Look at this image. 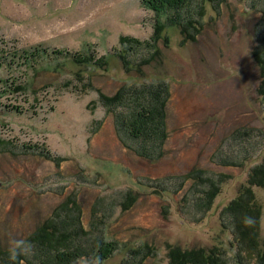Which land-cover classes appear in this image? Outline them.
I'll list each match as a JSON object with an SVG mask.
<instances>
[{"label": "rangeland", "instance_id": "obj_1", "mask_svg": "<svg viewBox=\"0 0 264 264\" xmlns=\"http://www.w3.org/2000/svg\"><path fill=\"white\" fill-rule=\"evenodd\" d=\"M158 17L145 0H0V264H60L68 233L115 240L104 264L196 248L256 264L226 215L256 210L264 250V0H191L154 42ZM136 90L171 94L155 161L127 127ZM48 219L62 242L32 241Z\"/></svg>", "mask_w": 264, "mask_h": 264}, {"label": "trees", "instance_id": "obj_2", "mask_svg": "<svg viewBox=\"0 0 264 264\" xmlns=\"http://www.w3.org/2000/svg\"><path fill=\"white\" fill-rule=\"evenodd\" d=\"M145 1L147 5L156 12V15L159 16L157 18L156 39L154 40V42H158L159 40H161L160 37L165 27L160 20V16L164 12H168L171 10L178 11L183 6L191 2V0ZM170 20H172V22L179 23L184 31L187 29L183 22H179V18L177 16H172ZM123 40L125 39H122V41ZM170 95L171 94L169 90H167L166 93H164V91L162 93L161 90L158 93L152 90H147L146 92L143 90H136L135 94L132 93L131 95H127L129 99H132L133 105L135 106L134 109L137 111L135 115H131V118L133 119L130 122L131 127H127L130 129L131 134L136 138H145V140L149 141L147 142L148 148H146V146H143V148H141L139 151L144 154V157H147V159L150 161L158 160L161 158V156H163V150L165 148L166 141L169 138L167 115ZM120 97L122 98V95L118 96V100L121 99ZM148 97H151L152 99H147ZM145 102L147 104H143ZM136 105L139 107L136 108ZM150 105L151 108L147 110V107H149ZM202 172V170L196 169L195 177H197L198 179L201 176ZM260 176L264 177L262 173H260ZM216 185L217 184H215V182H210L209 188L207 185V188L204 189L203 193H201V195L197 199V204L206 209L209 208L212 204L214 196V192H212V189H214ZM244 202L245 201L242 198H239V200H235L233 203H231V206L227 208L228 214L226 215V218L228 221L230 218L231 221L236 224L239 235L241 237L243 236L244 239L250 241L248 242L250 244V247L256 248V254L258 256L256 264H264V250L258 247V228L260 227V214L258 215L257 211L255 210L256 208L253 206L255 208L254 214L250 205H248V207L245 209V214L240 210H237L244 205ZM75 204L78 206L77 201H75ZM78 212L79 215L77 216V219L74 222H70L73 223V226L79 227L80 229L84 230V210L81 205L78 208ZM49 219L41 225L40 230L38 229L37 232L33 233L32 237H34L31 238L32 241H36L40 244H48V242L51 241L62 242L61 240H59L61 235H59L58 238L56 237L58 235L57 231L53 229L54 225ZM248 220L250 221V223L247 222ZM49 222L50 224L47 225ZM71 223L69 224L72 225ZM68 227L72 226H67V228ZM48 235H52V238H50ZM71 237L72 236L70 235V233H68L67 238H65V240L68 239L66 242H69V245H67V243L66 245L63 244L60 248H55L52 250L51 248L49 249L51 250V255L53 256L52 261L55 256L56 259L59 260L60 264H77L79 258L84 259L86 261V264H104V261L108 260L117 249L114 245V242H116L115 240L114 242L108 241V239L104 237H100L98 240H96V244H93L89 248L81 244L71 243ZM200 250L201 249L198 248L191 251H181L179 249H173L169 254L170 264H222L224 252L220 250H212L210 253H208V255L204 256L200 253ZM147 256L148 254H144L138 262L134 259L128 264H143L147 259ZM239 263L244 264L243 261H240Z\"/></svg>", "mask_w": 264, "mask_h": 264}, {"label": "clouds", "instance_id": "obj_3", "mask_svg": "<svg viewBox=\"0 0 264 264\" xmlns=\"http://www.w3.org/2000/svg\"><path fill=\"white\" fill-rule=\"evenodd\" d=\"M27 248H28V250L30 251L31 248H32V246H31V245H27Z\"/></svg>", "mask_w": 264, "mask_h": 264}]
</instances>
